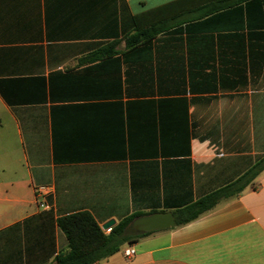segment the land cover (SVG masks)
I'll use <instances>...</instances> for the list:
<instances>
[{"label":"crops","instance_id":"0c3cea01","mask_svg":"<svg viewBox=\"0 0 264 264\" xmlns=\"http://www.w3.org/2000/svg\"><path fill=\"white\" fill-rule=\"evenodd\" d=\"M232 1L0 0V264H57L61 217L175 213L252 169L95 264H264V4Z\"/></svg>","mask_w":264,"mask_h":264},{"label":"trees","instance_id":"16d2710c","mask_svg":"<svg viewBox=\"0 0 264 264\" xmlns=\"http://www.w3.org/2000/svg\"><path fill=\"white\" fill-rule=\"evenodd\" d=\"M244 1L248 0H233L232 3L236 4ZM262 1L264 4V0ZM226 6H229V4H219L216 9ZM167 25L168 23L162 21L144 27V25L137 22L136 30L124 38L126 46L135 47L148 43L164 32L167 29ZM120 43V40L111 41L98 51V55L109 57L118 54L116 47ZM254 170H250L234 183L175 211L174 215L177 225L187 224L196 220L213 209L222 199L237 194L236 192L242 190L245 184L248 183L245 181L253 176ZM135 218H137V215L125 219L114 226L110 234H106L89 212L82 211L61 217L58 220V224L67 237L68 248L57 256V264H95L112 256L125 243L129 242L133 235L142 236L145 234L132 229L131 223Z\"/></svg>","mask_w":264,"mask_h":264},{"label":"water","instance_id":"95a60500","mask_svg":"<svg viewBox=\"0 0 264 264\" xmlns=\"http://www.w3.org/2000/svg\"><path fill=\"white\" fill-rule=\"evenodd\" d=\"M115 220H110L103 225V230L113 228ZM177 225L175 215L172 212H159L149 215H143L135 218L131 227L134 231L140 233H150L159 230L174 228Z\"/></svg>","mask_w":264,"mask_h":264},{"label":"built area","instance_id":"2783aa9c","mask_svg":"<svg viewBox=\"0 0 264 264\" xmlns=\"http://www.w3.org/2000/svg\"><path fill=\"white\" fill-rule=\"evenodd\" d=\"M46 193H47V190H46L45 187H40V188H39V193H38V195H39L40 197H41L42 195L46 194ZM104 231H105L106 234H110L111 231H112V228H109V229L104 230ZM135 252H136L135 249H134L133 247H131V248L125 250V255H126L127 257H132V256L135 255Z\"/></svg>","mask_w":264,"mask_h":264},{"label":"rangeland","instance_id":"374dc122","mask_svg":"<svg viewBox=\"0 0 264 264\" xmlns=\"http://www.w3.org/2000/svg\"><path fill=\"white\" fill-rule=\"evenodd\" d=\"M264 163V162H263Z\"/></svg>","mask_w":264,"mask_h":264}]
</instances>
